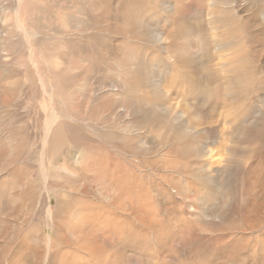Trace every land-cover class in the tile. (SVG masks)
I'll return each instance as SVG.
<instances>
[{
  "label": "rangeland",
  "instance_id": "obj_1",
  "mask_svg": "<svg viewBox=\"0 0 264 264\" xmlns=\"http://www.w3.org/2000/svg\"><path fill=\"white\" fill-rule=\"evenodd\" d=\"M102 121L135 137L130 190L81 179ZM112 217L132 242L89 233ZM106 260L264 264V0H0V264Z\"/></svg>",
  "mask_w": 264,
  "mask_h": 264
},
{
  "label": "bare ground",
  "instance_id": "obj_2",
  "mask_svg": "<svg viewBox=\"0 0 264 264\" xmlns=\"http://www.w3.org/2000/svg\"><path fill=\"white\" fill-rule=\"evenodd\" d=\"M28 34H31L30 32H27ZM33 35L35 36L36 33L33 32ZM33 37V36H32ZM35 38H33L34 40ZM36 42V41H35ZM32 43V42H31ZM33 44V43H32ZM54 57V56H53ZM51 60L53 59H49L48 61L50 62ZM56 62V61H55ZM48 64V63H47ZM54 66V63H51V66ZM39 68V67H38ZM65 69V68H64ZM38 70V69H37ZM42 72V71H41ZM67 72H59V73H55L52 71V74L51 75H47L46 76V80H43L44 83L47 82V86L48 88L51 90L50 92L52 93V91H54L56 94H61L62 96V100H64L62 103L64 108H67L66 110H63V111H60V112H57V114L53 113V117H54V120H55V125L54 126H57L59 124V121H57L56 118H58L60 115H62L63 113H67V114H71L73 115L75 112H74V109L73 107L69 106V99H68V96H67V89L69 87V84L67 83V77L68 75L66 74ZM42 74V73H41ZM48 78H52L53 82L55 84H53L52 86H50L49 82H48ZM77 80L74 79L72 81V85L76 82ZM58 85H61L63 88L61 90H58L57 86ZM78 89H80L82 91L83 88H86V86L80 84V85H77L76 86ZM114 87V86H113ZM96 88V87H95ZM113 90H116L115 87L113 88ZM87 91L89 93L85 94L86 96L89 97V100H91L92 98L94 99L93 97V94H94V91H97V89H90V88H87ZM56 97V96H55ZM68 106V107H67ZM123 107V106H122ZM121 107V108H122ZM126 108V107H125ZM128 108V107H127ZM133 109V107H131ZM128 110V109H126ZM129 111V110H128ZM133 111V110H132ZM130 113V112H129ZM75 115V114H74ZM67 117V116H66ZM68 117H71V116H68ZM52 119V118H51ZM110 119H116L115 117H111ZM52 122V120L49 121V124ZM99 122V121H98ZM104 121H102V129L99 127V126H94V128L98 131V134H99V137L100 139H103V140H108L107 141V147L105 148H101L99 151L101 152L102 154V159H100V162L99 161H95L94 159H91L90 162L87 163L86 167L85 168H79L78 171H80V173L82 174L81 175V179L84 181V183L86 185H101V184H106V182H109L108 186L109 188H119V189H128L130 190L132 187L136 186V170L138 169V162L135 158L136 156V143H135V137H133V133L132 131H129V128L127 126V131H129L132 135H127L128 137H125V136H122L121 134V129H120V126L119 125H114L116 127L112 128V129H109L107 128L105 130L104 126H103ZM133 124V120H131V125ZM182 126V124H181ZM257 128H260L259 125ZM133 129V128H132ZM131 130V129H130ZM251 130V129H250ZM243 131V130H241ZM249 131V130H247ZM255 131V130H254ZM253 131V132H254ZM257 131V130H256ZM245 132V131H244ZM251 132V131H250ZM48 139L50 140V137H48ZM49 143V142H48ZM46 146L45 148L47 147V143L45 142L44 143ZM187 144V143H186ZM178 146V145H177ZM180 146V145H179ZM186 146V145H185ZM180 149H182V151L184 152L185 149H183V145L180 147ZM178 150V149H177ZM182 153V152H181ZM109 154H112L113 157H108ZM179 154V153H178ZM121 156L125 157V159H127V167L125 168L124 166L121 167ZM207 157V156H206ZM111 158V159H110ZM108 161L109 163L115 165L118 169H120V173L118 174V169H117V173L115 174V179L113 181H107L104 177L101 176V174L99 173V169H103L104 171H107L106 170V167L105 166H102V162L104 161ZM139 161V160H138ZM147 163L146 166H151L152 164H154L153 162H145ZM210 163V162H209ZM140 166H141V163H140ZM153 166V165H152ZM151 166V167H152ZM103 167V168H102ZM121 167V168H120ZM91 171L92 174L88 177H85V171ZM122 170V172H121ZM118 174V176H117ZM88 175V174H87ZM44 177V180L46 179L47 180V175H43ZM181 178V177H180ZM184 179V178H183ZM179 180H182V179H179ZM217 181V180H216ZM182 183V181H181ZM181 183L179 182V185H181ZM186 183V182H185ZM187 184V183H186ZM184 184V185H186ZM90 187V186H89ZM175 187L178 188V189H181L180 186H178L177 184H175ZM42 189V187H41ZM48 190V189H47ZM46 190V191H47ZM104 190V189H103ZM134 190V189H133ZM49 191V190H48ZM47 191V192H48ZM84 194L87 193V188L85 187L84 190H83ZM82 193V192H81ZM97 193V191H96ZM129 193V192H128ZM88 195V193H87ZM130 195V194H129ZM106 201V199H105ZM123 203V202H122ZM121 203V204H122ZM71 205V204H70ZM86 206L87 207H83L84 211L85 210H89V208L92 209V205L86 203ZM101 207H102V204H101ZM95 209V208H94ZM93 209V210H94ZM100 209V208H99ZM101 210V209H100ZM95 211V210H94ZM96 212V211H95ZM97 213V212H96ZM87 214V213H86ZM94 214V213H93ZM88 215V214H87ZM90 215H91V211H90ZM100 216V215H99ZM93 217V216H92ZM103 217V216H102ZM107 217V216H106ZM85 220H78V221H75V227H77L81 232L84 231V228H85V224L84 223H87V224H91L89 222V218H83ZM94 219H90V221H93ZM84 223H83V222ZM119 219L118 217H112V218H99L97 220V223H94V228L93 230L89 231V233L92 235H95V236H99L101 238V240L105 241L106 239L108 238H114L116 241L113 243H116L115 245L117 247H119L123 238L125 237V239L127 238L128 241H133L134 239V230H133V223L132 221H125L126 223H122L124 224L123 225H120L119 223ZM119 223V225H118ZM126 224V225H125ZM88 228V227H87ZM75 229V228H74ZM83 229V230H82ZM84 233V232H83ZM88 233V234H89ZM95 233V234H94ZM86 234V233H84ZM89 234V235H90ZM86 236V235H84ZM84 236L83 239H84ZM94 236V237H95ZM87 239V238H86ZM124 241V240H123ZM86 242V241H84ZM90 242V241H89ZM95 242V241H94ZM97 242V241H96ZM99 242V241H98ZM111 243V241H109ZM93 243V242H92ZM94 244V243H93ZM119 244V245H118ZM91 245V243H90ZM96 245V244H94ZM94 245H92L94 247ZM111 245V244H110ZM108 246V245H107ZM87 248V246H85ZM89 247V245H88ZM115 247V246H114ZM83 248V247H82ZM92 248V247H91ZM107 248V247H106ZM108 248H111L110 246ZM132 248V247H131ZM95 249H98L97 246ZM95 249H94V252H95ZM93 250V249H91ZM88 252L89 253H92L89 249H88ZM87 252V253H88ZM107 252V251H106ZM100 253V252H99ZM97 254V253H96ZM95 254V255H96ZM101 253H100V256H98L100 259L101 257ZM103 255L105 256L104 258L106 259L107 256H106V253H103ZM102 255V256H103ZM91 256V255H90ZM102 260V259H101ZM104 260V259H103ZM105 264H110V261L106 260V261H103ZM60 264H62L60 262Z\"/></svg>",
  "mask_w": 264,
  "mask_h": 264
}]
</instances>
